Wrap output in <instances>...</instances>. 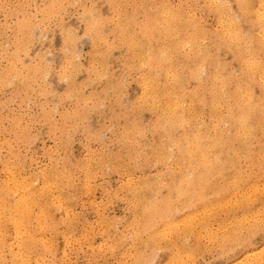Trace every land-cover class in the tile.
<instances>
[{
  "label": "rangeland",
  "instance_id": "rangeland-1",
  "mask_svg": "<svg viewBox=\"0 0 264 264\" xmlns=\"http://www.w3.org/2000/svg\"><path fill=\"white\" fill-rule=\"evenodd\" d=\"M0 3V264H264L259 216L236 215L264 199L259 83L248 105L230 89L222 107L200 104L214 61L205 40L240 25L237 0ZM145 81L172 100L162 121L147 97L133 107ZM174 143L185 155L165 171L154 153Z\"/></svg>",
  "mask_w": 264,
  "mask_h": 264
},
{
  "label": "snow or ice",
  "instance_id": "snow-or-ice-1",
  "mask_svg": "<svg viewBox=\"0 0 264 264\" xmlns=\"http://www.w3.org/2000/svg\"><path fill=\"white\" fill-rule=\"evenodd\" d=\"M0 7H7L0 3ZM227 7H231L227 5ZM237 20L240 21V25L236 27H226L224 29L217 28L211 36V41L205 40V44H209L213 50L214 61L207 67L206 74L208 76V86L204 88V97L201 98L200 104L204 108L209 106L208 100L211 101V107L213 109L222 107L219 104L217 96L218 90L225 92L226 89H230L232 95L237 103L241 105L246 103L251 89L255 83H259L260 86V100H261V110L264 113V0H259V5L257 6L253 0H237V7L234 13ZM241 25H248L247 32ZM257 28L259 29V47H254L251 42L252 39L257 35ZM87 34V33H86ZM223 53H230L231 60H227ZM128 59L129 60H140L141 57L132 52V47L129 48ZM150 51L147 54L146 60H141V67L152 68ZM132 64H127L126 67H133ZM187 67L186 65H182ZM203 67V66H202ZM229 69V76L231 80L229 83H225V79L222 76L221 68ZM159 66L155 69V76H159ZM92 69L89 68V73ZM151 75V74H150ZM168 83H178L181 81V73L179 71H173L171 68L167 69ZM194 79H200L199 76H194ZM121 84H126L127 81L123 80ZM203 83V82H202ZM201 85H197L199 89ZM145 93L133 104V107H139L144 110V105L142 102L145 97L148 98L149 103L152 107H148L147 110L153 111L154 113H160L159 120H163V113L171 112V99H165L164 97L149 92V81L144 83ZM167 95V93H166ZM177 106H179V98H177ZM159 122V121H158ZM132 122H128L120 126L122 131L127 132L130 127H133ZM262 131H264V119L261 122ZM143 135V133H139ZM264 139V137H262ZM135 144L137 150L135 153L130 152V157L134 158L136 161H140L146 154L143 151V147L138 141L132 140L129 142L128 147ZM163 147V141L161 143ZM155 162L165 171H172L174 166L177 165V161L183 159L185 155V150L182 144L174 143L166 150L154 153ZM164 173L161 172L160 175ZM183 183V181L181 182ZM243 212L244 216H250L256 214L259 216L261 223V235H264V199L259 202V208L256 206H248L243 209H238L236 215H240ZM264 251V247L260 248ZM131 264H140V262H131ZM151 264V262H149Z\"/></svg>",
  "mask_w": 264,
  "mask_h": 264
},
{
  "label": "bare ground",
  "instance_id": "bare-ground-1",
  "mask_svg": "<svg viewBox=\"0 0 264 264\" xmlns=\"http://www.w3.org/2000/svg\"><path fill=\"white\" fill-rule=\"evenodd\" d=\"M209 2H210V1H209ZM225 15H226V14H225ZM165 23H166V22H165ZM235 25H236V24H235ZM165 26H166V25H165ZM165 26H164V27H165ZM167 26H168V25H167ZM230 26H231V25H230ZM169 27H170V26H169ZM161 29H162V28H161ZM163 30H165V29H163ZM169 31H170V30H169ZM173 32H174V31H173ZM69 33H70V32H69ZM85 36H86V35H85ZM189 37H190V35H189ZM193 37H194V36H193ZM82 38H83V37H82ZM80 39H81V38H80ZM185 43H186V42H185ZM180 44H181V43H180ZM186 44H187V43H186ZM166 49H167V48H166ZM166 49H165V50H166ZM78 50H79V49H78ZM163 50H164V49H163ZM167 51H168V50H167ZM167 51H166V52H167ZM162 52H164V51H162ZM167 53H169V52H167ZM162 54H165V53H162ZM196 57H197V56H196ZM201 69H202V67H201ZM202 71H203V69H202ZM14 74H15V73H14ZM202 75H203V74H202ZM200 79H201V78H200ZM200 81H201V80H200ZM249 99H250V98H249ZM247 101L249 102V100H247ZM247 101H246V102H247ZM176 103H177V102H176ZM176 103H175V104H176ZM246 104H247V103H246ZM176 105H177V104H176ZM247 105H248V104H247ZM173 108H174V107H173ZM179 108H180V107H179ZM247 108H248V107H247ZM171 109H172V108H171ZM248 109L250 110V107H249ZM251 109H252V108H251ZM244 110H245V109H244ZM249 110H248V112H249ZM172 111H173V110H172ZM175 111H177L176 108H175ZM175 111H174V112H175ZM251 111H252V110H251ZM177 112H178V111H177ZM244 112H245V111H244ZM253 112H254V111H253ZM253 112H252V113H253ZM250 114H251V113H250ZM242 115L244 116V114H242ZM254 115H255V114H254ZM261 115H262V114H261ZM175 116H176V115H174V117H175ZM240 116H241V115H240ZM246 116H247V115H246ZM176 117H177V116H176ZM244 117H245V116H244ZM244 117H243V118H244ZM239 118H240V117H239ZM243 118H242V119H243ZM247 118H248V117H247ZM262 118H263V117H262ZM235 119H236V118H235ZM242 119L240 118L239 120H242ZM263 119H264V118H263ZM182 120H183V119H182ZM244 120H245V119H244ZM247 121H248V120H247ZM247 121H244V122H247ZM236 122H237V121H236ZM239 123H240V122H239ZM242 124H244V123H242ZM246 125H247V123H246ZM246 125H245V126H246ZM239 126H240V124H239ZM249 126H250V125H249ZM241 127H243V126L241 125ZM241 127H240V128H241ZM244 128H245V127H244ZM247 128H248V127H247ZM249 128H251V127H249ZM180 129H181V128H180ZM190 129H191V128H190ZM242 129H243V128H242ZM247 130H248V129H247ZM247 130H246V131H247ZM249 130H250V129H249ZM247 132H248V131H247ZM249 132H250V134H251V131H249ZM100 133H101V132H100ZM211 133H212V132H211ZM245 133H246V132H245ZM102 134H103V133H102ZM246 134H247V133H246ZM246 134H245L244 136H246ZM248 135H249V134H248ZM255 135H256V134H255ZM196 136H197V135H196ZM251 136H252V135H251ZM248 137H249V136H248ZM196 138H197V137H196ZM196 138H195V139H196ZM195 139H193V140H195ZM187 141H188V140H187ZM191 141H192V140H191ZM189 142H190V141H189ZM192 143H193V142H192ZM190 144H191V142H190ZM196 145H197V144H196ZM196 145H195V147H196ZM187 147H189V144H188ZM203 147H204V145H203ZM203 147H202V148H203ZM193 149H194V148H192V150H193ZM203 149H204V148H203ZM197 150H200V149L197 148ZM195 151H196V150H195ZM204 151H205V150H204ZM204 151H203V153H204ZM198 152H199V151H198ZM208 152H209V150H208ZM190 153H191V152H190ZM206 153H207V152H206ZM192 154H193V152H192ZM201 154H202V153H201ZM201 154H200V155H201ZM204 154H205V153H204ZM205 155H207V154H205ZM202 156H203V154H202ZM193 158H194V156H193ZM207 158H208V157H207ZM193 160H194V159H193ZM193 160H192V161H193ZM206 160H207V162H208V159H206ZM203 161L205 162V159H204ZM191 164H192V163H191ZM201 165H202V164H201ZM225 165H226V164H225ZM45 179H46V178H45ZM253 185H254V184H253ZM260 187H261V186H260ZM34 194H35V193H34ZM27 195H28V194H27ZM28 197H29V195H28ZM24 200H26V199H24ZM249 200H250V199H249ZM22 201H23V200H22ZM28 201H29V200H28ZM31 202L33 203V201H31ZM20 203H21V200H20ZM32 203H31V204H32ZM16 204H17V203H16ZM17 205H18V204H17ZM4 206H5V205H4ZM18 206H19V205H18ZM213 206H214V205H213ZM32 207H33V206H32ZM15 208H17V207L15 206ZM15 208H14V209H15ZM14 209H13V210H14ZM22 209L24 210L25 208L23 207ZM15 210H16V209H15ZM23 210H22V211H23ZM22 211H21V212H22ZM24 211H25V210H24ZM27 212H28V211H27ZM249 218H250V217H249ZM245 219H246V218H245ZM139 249H140V248H139ZM142 252H143V251H142ZM137 253H138V252H137ZM24 259H25V258H24Z\"/></svg>",
  "mask_w": 264,
  "mask_h": 264
}]
</instances>
